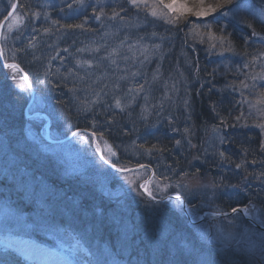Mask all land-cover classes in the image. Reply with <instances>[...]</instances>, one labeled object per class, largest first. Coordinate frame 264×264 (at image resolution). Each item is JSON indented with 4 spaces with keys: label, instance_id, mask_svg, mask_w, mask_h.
I'll list each match as a JSON object with an SVG mask.
<instances>
[{
    "label": "rangeland",
    "instance_id": "rangeland-1",
    "mask_svg": "<svg viewBox=\"0 0 264 264\" xmlns=\"http://www.w3.org/2000/svg\"><path fill=\"white\" fill-rule=\"evenodd\" d=\"M7 1L12 5L13 0ZM41 1L40 9L30 19L35 26L39 23L42 26L33 30L40 36H48L51 31H45L43 26L47 21L55 28L61 24L64 27L63 21L67 19L75 23L80 20L77 25L83 27H75V31L79 30L85 36L80 58L83 62H90L88 64L95 62V68L107 66V71L110 70L102 76L89 77L87 81L91 93L92 88L96 89L91 95H95L97 101L100 96L106 98L101 100H111V103L119 99L123 110L139 109L148 116L157 112L154 107L163 105L165 109L168 104L190 117L189 97L197 88L196 84L207 87L218 80L221 87L215 89L228 90L230 94L227 92L228 97L223 101L235 114L232 124L238 128L256 127L264 137V128L259 127L264 124V79H261L264 76V56L260 55L264 53V24L255 18L254 11L264 5V0H235L233 5L217 9L207 17L194 15L200 10L201 0H145L147 6H135L130 0ZM216 2L203 0L204 6ZM162 4L187 5L190 11L176 23H170L174 14H169ZM226 10H231L227 17L222 15ZM153 11L167 15L168 19L153 16ZM27 20L18 8L4 29V48L13 49V31H18ZM254 20L258 22L255 28ZM230 22L245 27L251 23L260 36L251 34L250 41L245 38L237 40L224 30ZM63 31L65 29L58 33ZM210 33L223 35L225 40L212 39ZM35 39L31 37L30 42L34 45L30 46L37 53H48L47 49L52 46L46 45V40H40L37 47ZM156 45L160 47L156 48ZM54 60L47 62L41 58L37 70L40 77L45 76L41 78L42 83L47 78L60 84L86 82L73 70L65 73L58 67L57 72H52ZM245 64L248 67H244ZM113 68L115 70H111ZM146 72L150 74L146 76ZM9 75L14 89L24 93L28 102L31 91L21 73L12 68ZM12 76L16 79L12 80ZM244 84L248 87H243ZM69 89L77 90L76 86ZM50 95L41 90L29 107V102L25 105V120L16 124L19 131L13 132L17 134L12 138L13 142L8 140L10 145L4 133H0V260L6 264H264L258 252L243 250L225 239L228 231L240 234L245 229L252 233L264 230L249 224L241 214L221 218L211 215L212 209L199 210L203 205L207 207L217 202L225 194L230 196L233 189L245 190L255 199L249 204L255 205L264 219V178L259 180L260 185L256 184V191L249 187L252 181L246 183L247 178H243L240 185L225 184L223 177L219 180L209 175L179 174L176 178L158 152L138 147L136 137L113 139V142L107 139L103 142L98 137L105 156L119 167L133 166L128 163L129 159H141L143 154L158 164L154 176L144 185L154 196L163 198L172 193L183 195L181 192H184L188 203L193 201L191 194H194L198 203L192 205L195 213L189 211L193 219L190 220L177 199H168L163 206H158L161 202L148 200L141 188V183L150 174L148 168L121 173L103 164L93 148L91 134L80 132L63 143H50L42 131L46 133L47 130L53 139H62L70 127L68 111L55 105ZM34 112L47 114L49 126L45 124V114L33 115ZM229 128L232 126L224 120L220 126L208 130L203 145L208 157L213 158L215 155L212 154L221 152L228 142L225 131ZM109 146L114 155L110 154ZM222 158L225 160L224 155ZM237 164H241L242 169L246 162H231L235 168L233 172L239 174ZM52 170L61 172L62 181L78 178L86 188L96 189L99 192L97 197L91 193L90 196L94 202L93 211L99 215L101 209L95 207L99 202L103 199L114 202L111 215L107 216L113 219L117 230L113 238H104L100 232H94L89 213L81 210L82 216L77 215L85 202L83 196L90 198L85 190L81 198H69L74 211L66 208L65 192L53 184V179L49 181L47 175L41 176ZM258 177L254 178L258 180ZM187 205L189 209V203ZM154 211L160 214L158 218L152 213ZM43 227L45 232H39ZM218 227H223L225 232L219 233ZM34 234L40 239L46 235L52 241H39L32 236ZM137 234L142 237L138 239ZM89 241L93 244L89 245Z\"/></svg>",
    "mask_w": 264,
    "mask_h": 264
},
{
    "label": "trees",
    "instance_id": "trees-1",
    "mask_svg": "<svg viewBox=\"0 0 264 264\" xmlns=\"http://www.w3.org/2000/svg\"><path fill=\"white\" fill-rule=\"evenodd\" d=\"M41 2V0H19V10L28 20L18 31H13V49L8 50L4 48L5 56L7 60H15L22 65L30 76L37 92L44 90V93H50L52 102L60 107L63 106V110L68 111L70 120L68 132L76 128L89 129L95 132L103 142L106 139L113 142L115 141L113 139L122 138L130 140L136 137L138 147L158 152V156L169 165L172 175L176 178H179V174L186 176L209 175L219 180L223 177L225 184L233 182V185H240L243 178H247L246 183L252 181L249 187L252 190H257L256 184L260 185L259 180L264 178L263 134L256 127L238 128L235 124H232L235 121V119H232L235 117V114H233V109L229 108L227 103L223 101L225 100L224 98L228 97L227 92L229 94V91L215 89V87H221L218 80L217 83L213 81L212 85H207V87L196 84L197 88L191 93V98L189 97V106L192 110L190 117L186 115L187 113L184 116L183 110L180 111L179 108L176 109L168 104H165V109H163V105L157 108L154 107L153 110L157 112L148 116L147 114H142L139 109L131 111L130 109L123 110L122 108L115 107V103H111V100L107 102L101 100L106 99L101 98L102 96L99 97L100 101H97L95 95H91L96 89L92 88L91 93V85L87 84V81L90 80L89 77L102 76L110 70L107 71V66L95 68V62L88 64L86 63L87 61L83 62L80 58L79 52L84 47L85 36L79 30L78 32L75 31V27H69L77 25L80 20L75 23L70 21L71 19H67L63 21L65 22L64 27L61 24L60 27L55 28L47 21V26L44 24L43 26L48 31H51L50 34L48 36L38 35V31L33 29L41 27L42 24L39 23L35 26L30 18H33L34 13L40 9ZM9 8L10 3L7 0H0V22ZM255 23L258 22L253 21L254 28ZM226 25L228 26L224 30L235 39L240 40L245 38L247 41L251 40L253 28L234 25L231 22ZM60 29H65V31L62 34L58 33L61 31ZM31 37L37 38L35 39L37 47L40 46V40H46L45 44L52 46L47 49L48 53H37L35 48L30 46L34 45V42H30ZM41 58H45L47 62L52 61L53 58L55 59L53 61L55 66L52 65L54 66L52 72H57L58 67L63 71L65 70V73L67 70H73L76 76L84 78L86 82L72 84L66 81L67 83L60 84L59 82H51L50 78H47L50 81L47 82L46 80V82L42 83L41 78L45 76L40 77L37 70ZM111 72L113 73L114 71ZM148 73L146 72V76ZM179 76H182V73L179 72ZM72 86H76L77 90L71 91L69 88ZM206 88L210 89L206 90ZM26 104L27 96L22 92L21 94L18 93L14 89L9 72L0 63V133H4L3 136L9 145L11 141L8 140L11 139L13 142L12 138L17 134L13 132L15 130L19 131L16 124L18 122L21 123L24 119L23 111ZM168 110H170L169 113H167ZM224 120L232 126V128L225 131L228 142L225 143L221 152L212 154L215 156L210 158L207 156L205 146H203L205 143L204 138L206 135L208 136V130L211 127L220 126L224 123ZM177 141L180 143L177 144ZM221 153L224 154L225 160L222 158ZM146 158L145 154H143L141 159L130 158L128 163L136 165L146 162L151 164L155 168V171H157L158 164ZM237 161L238 163L246 162L244 168H239V174L233 172L235 168L231 165V162ZM113 163L115 164V162ZM168 165L166 166L168 167ZM59 174H61L60 171L58 173L52 170L49 174L43 172L41 176L45 177L47 175L46 178L49 181L53 179V184L58 186L61 192H65L64 197L68 201L67 203L65 202L68 210L74 211L69 205V198L73 196L81 198V195H84L83 190H85L90 198L86 199L85 195L83 196L85 202L82 203L83 208L77 211V215L79 217L82 216L81 210L89 213L91 215L90 220L93 222L94 232H100L104 238H113L114 232L117 230L115 229L113 219L107 216L111 215L110 211L115 206L114 202L110 199H103L99 202V205L95 206L101 209V218L98 212L93 211L94 202L90 196L91 193L93 196L96 195L94 196L96 198L99 192L96 189L86 188L84 184L79 182L78 178L74 181H62ZM253 176H259V179L256 180ZM80 185L82 187H79ZM181 193L185 196L184 192ZM191 197L193 201L189 200V205L197 204L198 200L194 194H191ZM14 199L16 200L15 197ZM252 200L255 201L254 196L249 192L233 189L230 196L225 194V196L218 198L217 202L207 207L203 205L199 210L230 211L233 207L239 205L245 206ZM165 203H160L158 206H163ZM152 213L157 218L160 216L157 211ZM157 218L155 220H158ZM94 223L96 224L94 225ZM148 224L150 225V223ZM68 225L71 226V224ZM65 226L66 224L63 227L65 228ZM39 232L44 233L45 228L43 227L42 231L39 230ZM137 235L138 239L142 237V235ZM32 236L40 239L36 234ZM42 237H44V240L52 241L46 238V235ZM86 241L88 242V239ZM90 241L88 244L92 245L93 241L92 243ZM156 259L153 261H156Z\"/></svg>",
    "mask_w": 264,
    "mask_h": 264
},
{
    "label": "snow or ice",
    "instance_id": "snow-or-ice-1",
    "mask_svg": "<svg viewBox=\"0 0 264 264\" xmlns=\"http://www.w3.org/2000/svg\"><path fill=\"white\" fill-rule=\"evenodd\" d=\"M130 3L135 5V6H139L140 4H145V0H130ZM234 3H235V0H217V2L214 5L208 4L207 6H204L203 0H201V3L199 5L200 10L196 11L194 13V15L197 17H207L209 14L215 13L217 11V9H225L226 5H233ZM145 6H147V5L145 4ZM161 6L165 9H167L169 14H174V18L169 20L170 23H176L188 11H190V9H188L187 5L177 6V5H173V4H166V5L162 4ZM69 7H71V5H69ZM153 7H155V6H153ZM236 7L238 8L239 5H236ZM13 8H15V6H13ZM229 11H231V10L224 11L222 13V15L227 17L229 15ZM254 11H255V18L258 19L262 24H264V5H262L258 10H254ZM151 14L153 16L160 15V16H162V18L168 19V16L163 14V13H157L156 11H153ZM35 15L38 16L39 14L36 13ZM113 15L116 16L119 14L113 13ZM245 23H247V22L245 21ZM69 27H83V25H71ZM248 27L253 28L251 23H248ZM45 31H47V29H45ZM153 35H155V34H153ZM252 35L253 36H260V33H258L253 28ZM210 37L212 39H218L221 42H223L225 40V37L223 35L217 36L215 33H210ZM155 47L159 48L160 46L156 45ZM213 47H215V45H213ZM96 50L98 51L99 49H96ZM228 50L231 51L232 49L229 48ZM145 52H147V49H145ZM2 55H3V52H2V50H0V56H2ZM260 55L264 56V53H260ZM145 58H147V56ZM86 63H90V62H86ZM5 66L8 68H18L19 67L18 65H15V64H6ZM244 67H248V65L245 64ZM11 79L15 80L16 77L12 76ZM24 79L26 80L27 77L25 76ZM253 79H255V77H253ZM261 79H264V76H261ZM28 87L29 88L31 87L30 82L28 84ZM243 87L246 88V87H248V85L244 84ZM140 89L141 90L143 89V85L140 86ZM115 104H116V107H118V108L123 107L121 104V101L119 99H117L115 101ZM259 127L264 128V124L259 125ZM185 131H187V129H185ZM93 135H95V133H93ZM176 143L179 144L180 142L177 141ZM109 152L112 155L115 154L112 152L111 146H109ZM223 155L224 154L221 153V156H223ZM108 162L111 163L110 160ZM113 167H115V165H113ZM236 167L240 168L241 164H237ZM120 171H126V169H120ZM177 186L179 187V185H177ZM145 191H147V189H145ZM148 195L151 196L152 199H155V196H153L151 192H148ZM176 198H177V201L181 202V203L185 199L184 197L180 196L179 194H177ZM250 209H251V211H250ZM189 211L195 213V207L189 205ZM253 212H255L257 214L252 215ZM231 213H237V214H241L243 216H252V218L254 220H257L260 223H264V219H261L260 210L257 209L255 205L249 204V205H245L243 207H233L231 209ZM211 215L227 217L229 214L217 211V212L211 213ZM237 218H239V217H237ZM228 223H232V221H228ZM218 232L224 233L225 229L223 227H218ZM225 239L230 243H235V245H237L238 247H240L243 250H247V251L252 252V253L258 252L260 254L262 260H264V232L252 233L248 229H245L244 233L236 234L233 231H228ZM0 264H6V262L3 260H0Z\"/></svg>",
    "mask_w": 264,
    "mask_h": 264
},
{
    "label": "water",
    "instance_id": "water-1",
    "mask_svg": "<svg viewBox=\"0 0 264 264\" xmlns=\"http://www.w3.org/2000/svg\"><path fill=\"white\" fill-rule=\"evenodd\" d=\"M13 6H15V8H13ZM13 6L11 7V9L9 10L8 14L5 16V18L3 19V21L1 22L0 24V50H2V44H1V40H2V34H3V30L5 28V25L6 23L9 21V19L13 16V14L16 12L18 6H19V0H14V4ZM0 60L3 64L4 67H6L5 65L8 64V63H5L4 62V59H3V55L0 56ZM15 65H18V64H15ZM19 66V65H18ZM18 69L22 72V75L23 77H27V79L25 80L27 85L29 84V78L26 74V72L23 70V68L21 66L18 67ZM32 92V95H31V99H30V102L28 104L27 107H29V105L33 102V100L35 99V96H36V90L33 88L32 84H31V87L29 88ZM37 114H41V115H44V113H41V112H35L33 113V115H37ZM46 115V126H49L50 124V118L47 114ZM78 132H86V133H90L92 136H93V148L97 154V156L99 157V159L105 164L107 165L109 168L115 170V171H118V172H121V173H125V172H130V171H135V170H139V169H142V168H150L151 172L149 174V176L141 183V188L143 190V193L145 194V196L151 200H153L154 202H165L167 201L168 199L170 198H174V199H177V195L175 194H170L166 197H163V198H158L155 196V199H152L151 196L148 195V190L145 191V189H147L146 187H144V185L146 186L149 181L151 180V178L153 177L154 175V169L153 167H151L150 165L148 164H140V165H137V166H133V167H129V168H121V167H117L115 164H113L112 162L109 163L108 159L105 157L104 153H103V150H102V147L101 145L99 144L98 142V139H97V136L96 134L93 135L94 132H91L90 130H87V129H76L74 131H72L67 137L63 138V139H53L49 136V132L46 130V133L42 131V134L45 136V138L50 142V143H55V144H59V143H63L67 140H69L73 135H75L76 133ZM113 165H115V167H113ZM142 166V167H141ZM120 169H126V171H120ZM153 195V194H152ZM154 196V195H153ZM181 196V195H180ZM183 197V196H182ZM183 204V209H184V212H185V215L190 219V220H193L190 213H189V209H188V205H187V201L186 199L183 200L182 202ZM238 207H242V206H238ZM213 212H217V211H212L211 213ZM224 213H228L229 215L228 216H232L234 215L235 213H231V211H226ZM227 216V217H228ZM217 217H223V216H217ZM249 223H251L253 226L261 229V230H264V226L261 225L260 223H258L256 220H254L251 216H243Z\"/></svg>",
    "mask_w": 264,
    "mask_h": 264
}]
</instances>
